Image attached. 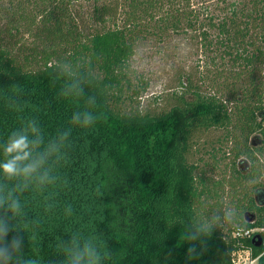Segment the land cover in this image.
Segmentation results:
<instances>
[{
  "label": "trees",
  "instance_id": "trees-1",
  "mask_svg": "<svg viewBox=\"0 0 264 264\" xmlns=\"http://www.w3.org/2000/svg\"><path fill=\"white\" fill-rule=\"evenodd\" d=\"M74 1L60 0L61 6L57 2L56 8L47 9L38 28L34 27L35 18L24 15L25 6L18 1L0 2L4 22L10 18L11 24H18L11 26L18 33V21H25L23 33L33 38L29 48L19 40L12 46L0 42V136L6 137L20 123V114L8 107L11 84L21 86V102L27 101L35 109L26 115L38 118L48 134L67 126L73 111L88 107V97H95L92 110L101 117L94 129L73 131L77 153L84 141L85 151L96 157L94 177L76 165L68 170L75 177L74 186L60 193V206L52 213L29 204L30 215L38 212L44 223L36 244L25 234V255L39 258L42 264L62 259L57 257L56 236L67 239L64 231L79 222L108 238L117 252L114 264H232L231 255L239 250H248L251 258H258L257 264H264V245L256 247L253 241L257 236L264 240L263 189L256 191L257 203L239 214L234 227L226 231L215 227L203 243L193 242L203 252L198 258H188L191 244L183 236L193 218L203 217L199 210L206 193L196 166L187 160L196 130H226L235 142L231 151L237 172L245 165L244 161L235 164L241 157L248 159L251 167L256 165V157H264V0H220L218 12L207 13L202 20L192 8V0H116L95 7L94 21L103 24L112 20L118 9L123 13L122 24L87 37L79 33L75 22L64 21L65 11ZM38 8L34 3L32 9ZM15 9L18 15L12 20ZM151 20L159 29L200 30L203 49L228 65L230 71L222 78L232 79L238 90L232 88L226 100L192 92L190 102L159 116L117 109L114 104L121 101L124 89L131 87L128 69L136 38ZM7 27L0 28V33ZM62 61L70 62L75 74L85 78L84 97L58 94L64 80L56 74V64ZM254 172L257 174L255 168ZM93 183H99L104 196L88 213L86 204L94 202V197L88 196ZM66 202L73 204L83 220L62 215ZM239 229L263 231L250 238L233 237Z\"/></svg>",
  "mask_w": 264,
  "mask_h": 264
},
{
  "label": "rangeland",
  "instance_id": "rangeland-1",
  "mask_svg": "<svg viewBox=\"0 0 264 264\" xmlns=\"http://www.w3.org/2000/svg\"><path fill=\"white\" fill-rule=\"evenodd\" d=\"M17 1L25 6L22 8V11L25 10L24 15L35 18L36 28L40 27L38 22L42 13L56 8L58 3L61 6L60 0H45L44 3L43 0H15V3ZM114 1L116 0H75L67 7L64 14L67 19L64 21L75 22L79 33L85 37L97 30L121 25L123 13L118 9L114 19L106 20L103 24L94 21V8ZM0 2L5 4L6 0ZM55 2H58L57 5ZM34 3L39 6L37 11L32 9ZM192 3L200 20L207 13L216 14V7L220 6V0H192ZM14 14L12 20L17 18L16 9ZM24 22L18 21L22 28L16 33L13 26L17 27L18 24H11L10 18L4 22L0 17V28L8 24L7 30L0 33L1 44L9 43L12 46L15 42L18 44L19 40L26 44L25 48H29L33 38L23 33ZM199 32L200 30L174 32L159 29L155 20L145 23L136 38L133 55L129 60L128 79L131 87L124 89L121 101L114 104L115 107L127 113L138 111L143 115L159 116L173 107L183 106L184 101L190 102L193 99L192 92H198L201 96L216 95L226 100L230 90L237 89V83L235 88L232 79L222 78L227 75L225 71L229 72L230 69L225 62L207 55L200 43ZM192 138L187 160L196 166L198 178L204 181L206 193L199 210L203 217L217 212L222 214L229 206H235L240 214L247 211V206L257 203L254 199L256 191L264 190V157H256L254 167H251L248 159L241 157L235 164L244 161L245 165L240 169L241 172H237V166H233L235 159L231 151L235 142L229 139L225 129L196 130ZM254 168L257 174L253 173ZM221 227L226 231L234 227V224L225 223Z\"/></svg>",
  "mask_w": 264,
  "mask_h": 264
},
{
  "label": "clouds",
  "instance_id": "clouds-1",
  "mask_svg": "<svg viewBox=\"0 0 264 264\" xmlns=\"http://www.w3.org/2000/svg\"><path fill=\"white\" fill-rule=\"evenodd\" d=\"M56 74L64 80L58 93L61 97H84L86 80L75 74L70 62H58ZM90 75L91 70L88 72ZM8 90L12 93L8 107L20 114V123L6 137L0 136V264H42L39 258L26 256L24 252L25 234L30 242L36 244L44 223L38 212L30 215L29 204L45 213H52L60 206V193L74 186L75 177L68 170L76 165L94 177L96 157L85 151L84 141L80 142L77 153L73 131L77 128L90 131L101 117L92 110L96 104L95 97H88V107L73 111L67 126L48 134L38 118L26 115L35 109L29 102H21V86L11 84ZM77 155L82 159L76 160ZM88 196L90 199L94 197V202L85 207V211L90 213L100 205L98 199L104 196L99 183L91 185ZM62 215L66 219L83 220L71 202L63 204ZM238 216L237 208L229 206L222 214L217 212L209 217L193 218L183 233L184 241L191 244L187 249L188 258L191 260L203 254L193 242L203 243L215 227L235 223ZM9 233H13L10 240L6 239ZM64 233L68 238L56 236L55 242L59 252L57 257L62 259L50 261V264H114L117 252L97 228L78 222Z\"/></svg>",
  "mask_w": 264,
  "mask_h": 264
},
{
  "label": "built area",
  "instance_id": "built-area-1",
  "mask_svg": "<svg viewBox=\"0 0 264 264\" xmlns=\"http://www.w3.org/2000/svg\"><path fill=\"white\" fill-rule=\"evenodd\" d=\"M262 229H251V230H237L232 233L233 237H243L250 238L253 234L257 232H262ZM264 245V240L262 241ZM258 258H251L250 252L248 250L235 251L231 255L232 264H257Z\"/></svg>",
  "mask_w": 264,
  "mask_h": 264
},
{
  "label": "water",
  "instance_id": "water-1",
  "mask_svg": "<svg viewBox=\"0 0 264 264\" xmlns=\"http://www.w3.org/2000/svg\"><path fill=\"white\" fill-rule=\"evenodd\" d=\"M253 241H255V246H256V247H259V246L261 245V243H262L261 238L258 237V236H257V238H256V237L253 238Z\"/></svg>",
  "mask_w": 264,
  "mask_h": 264
},
{
  "label": "flooded vegetation",
  "instance_id": "flooded-vegetation-1",
  "mask_svg": "<svg viewBox=\"0 0 264 264\" xmlns=\"http://www.w3.org/2000/svg\"><path fill=\"white\" fill-rule=\"evenodd\" d=\"M256 200H257V198H256Z\"/></svg>",
  "mask_w": 264,
  "mask_h": 264
}]
</instances>
